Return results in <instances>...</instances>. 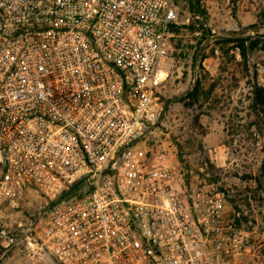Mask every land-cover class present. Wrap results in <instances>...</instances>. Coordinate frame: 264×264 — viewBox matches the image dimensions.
Wrapping results in <instances>:
<instances>
[{
  "label": "built area",
  "instance_id": "obj_1",
  "mask_svg": "<svg viewBox=\"0 0 264 264\" xmlns=\"http://www.w3.org/2000/svg\"><path fill=\"white\" fill-rule=\"evenodd\" d=\"M176 18L175 0H0V206L78 184L26 237L60 264H264L221 193L140 149Z\"/></svg>",
  "mask_w": 264,
  "mask_h": 264
},
{
  "label": "rangeland",
  "instance_id": "obj_2",
  "mask_svg": "<svg viewBox=\"0 0 264 264\" xmlns=\"http://www.w3.org/2000/svg\"><path fill=\"white\" fill-rule=\"evenodd\" d=\"M197 1L204 16L189 0H175L177 27L160 63L167 73L157 90L160 117L140 149L167 153L181 170L183 188L205 186L221 193L228 217L239 212V225L262 245L264 119L249 108L248 81L257 69V80L264 87V53L249 56L247 77L236 62L238 49L227 39L235 31L254 35L253 30H245L253 24L264 33V0ZM202 25L210 35H203ZM197 79L209 97L203 94L200 102L188 106L181 99ZM45 203L29 194L18 209L0 206V264H60L26 239L30 233L36 235L38 217L48 213L51 202L46 207Z\"/></svg>",
  "mask_w": 264,
  "mask_h": 264
},
{
  "label": "trees",
  "instance_id": "obj_3",
  "mask_svg": "<svg viewBox=\"0 0 264 264\" xmlns=\"http://www.w3.org/2000/svg\"><path fill=\"white\" fill-rule=\"evenodd\" d=\"M190 5L195 9L198 14L205 15L206 12L201 9L200 3L197 0H189ZM177 25L173 23L171 25V34H173V29L176 28ZM203 35H210L209 29L204 28L202 25ZM245 30H253L254 35L245 36L243 32H232L230 39H227L229 42H233L234 48L238 49V53L240 56V60L236 61L238 65H240L243 69H241L247 77H249L250 69H249V56L254 52H263L264 53V33H259L256 24L250 25ZM176 32V30H175ZM178 32V31H177ZM172 38V37H171ZM172 40V39H171ZM233 48V47H232ZM227 54L229 51H226ZM235 58V57H233ZM202 62V61H201ZM222 70V69H221ZM257 69L253 70L252 79L249 80V108L257 117H263L264 119V87L257 80ZM202 82L197 79L195 86L188 90L182 97V102L187 104L188 106L193 105L194 103L200 102L199 99L203 94H205V98L209 97L208 93L203 92ZM79 188L78 184L73 185L68 190H65L57 201L51 202L50 206H53L56 202H60L62 200H67L73 198L77 194V190Z\"/></svg>",
  "mask_w": 264,
  "mask_h": 264
}]
</instances>
